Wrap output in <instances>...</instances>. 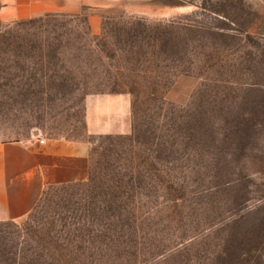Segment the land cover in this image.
Here are the masks:
<instances>
[{"label": "rangeland", "instance_id": "rangeland-1", "mask_svg": "<svg viewBox=\"0 0 264 264\" xmlns=\"http://www.w3.org/2000/svg\"><path fill=\"white\" fill-rule=\"evenodd\" d=\"M143 3L0 24V143L89 142L94 178L0 222V264H264V0ZM100 94L131 134H87Z\"/></svg>", "mask_w": 264, "mask_h": 264}, {"label": "crops", "instance_id": "crops-1", "mask_svg": "<svg viewBox=\"0 0 264 264\" xmlns=\"http://www.w3.org/2000/svg\"><path fill=\"white\" fill-rule=\"evenodd\" d=\"M109 4H144L143 0H0V24H9L51 13L76 14ZM98 33L101 20L90 18ZM131 98L126 94L90 95L85 123L90 136L129 135L133 130ZM43 139V138H42ZM0 143V222L28 216L53 187L86 185L91 176V143L65 139Z\"/></svg>", "mask_w": 264, "mask_h": 264}, {"label": "built area", "instance_id": "built-area-1", "mask_svg": "<svg viewBox=\"0 0 264 264\" xmlns=\"http://www.w3.org/2000/svg\"><path fill=\"white\" fill-rule=\"evenodd\" d=\"M40 141H41V143H44V139H41Z\"/></svg>", "mask_w": 264, "mask_h": 264}]
</instances>
